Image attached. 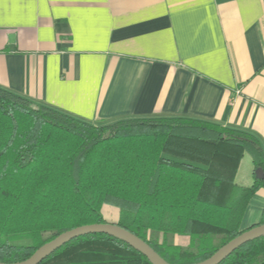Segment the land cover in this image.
I'll list each match as a JSON object with an SVG mask.
<instances>
[{"label":"trees","instance_id":"trees-1","mask_svg":"<svg viewBox=\"0 0 264 264\" xmlns=\"http://www.w3.org/2000/svg\"><path fill=\"white\" fill-rule=\"evenodd\" d=\"M245 154L251 187L236 183ZM260 189L264 148L249 132L186 117L94 124L0 87V262L25 261L69 230L109 223L103 208L112 206L115 223L167 262L196 264L245 231ZM41 264L152 263L123 241L91 234ZM221 264H264V237Z\"/></svg>","mask_w":264,"mask_h":264},{"label":"crops","instance_id":"crops-1","mask_svg":"<svg viewBox=\"0 0 264 264\" xmlns=\"http://www.w3.org/2000/svg\"><path fill=\"white\" fill-rule=\"evenodd\" d=\"M0 87L94 124L194 118L264 148V0H0ZM236 183H254L249 154ZM263 216L260 189L242 230Z\"/></svg>","mask_w":264,"mask_h":264},{"label":"water","instance_id":"water-1","mask_svg":"<svg viewBox=\"0 0 264 264\" xmlns=\"http://www.w3.org/2000/svg\"><path fill=\"white\" fill-rule=\"evenodd\" d=\"M259 177L262 176V170L257 171ZM91 234H105L123 241L143 254L152 264H170L160 254H158L146 241L132 233L131 231L117 225L116 223L91 224L69 230L49 243L39 248L29 259L18 263L0 264H41L45 259L51 256L58 249L62 248L72 240ZM264 237V224H257L245 230L241 235L231 240L225 246L220 248L210 258L196 264H221L237 249L254 240Z\"/></svg>","mask_w":264,"mask_h":264},{"label":"rangeland","instance_id":"rangeland-1","mask_svg":"<svg viewBox=\"0 0 264 264\" xmlns=\"http://www.w3.org/2000/svg\"><path fill=\"white\" fill-rule=\"evenodd\" d=\"M107 211L105 212V218L112 222V223H115L117 222V214H118V211L115 207H112V206H109V207H106ZM179 243L180 244H183V245H186L188 243V239L186 238H179Z\"/></svg>","mask_w":264,"mask_h":264}]
</instances>
